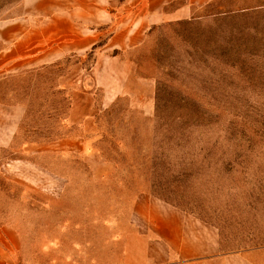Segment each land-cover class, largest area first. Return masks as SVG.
Masks as SVG:
<instances>
[{
	"label": "rangeland",
	"instance_id": "1",
	"mask_svg": "<svg viewBox=\"0 0 264 264\" xmlns=\"http://www.w3.org/2000/svg\"><path fill=\"white\" fill-rule=\"evenodd\" d=\"M149 2L0 0V36L39 28L43 60L0 74L3 137L14 127L0 145V226L23 234L30 264H48L35 247L48 232L108 247L105 221L140 192L215 227L225 251L264 252V4L215 0L139 33ZM72 13L96 43L61 54Z\"/></svg>",
	"mask_w": 264,
	"mask_h": 264
},
{
	"label": "crops",
	"instance_id": "2",
	"mask_svg": "<svg viewBox=\"0 0 264 264\" xmlns=\"http://www.w3.org/2000/svg\"><path fill=\"white\" fill-rule=\"evenodd\" d=\"M33 1L25 0V7L33 5ZM174 1L177 0H150L147 5V7L150 6V10L146 11L143 6L136 11L137 17L141 14L138 20L133 21V25H137V31L143 32L149 27L148 25L154 24L153 19L158 16L182 18L192 16L193 7L205 6L215 0H188V3L169 10L168 6ZM257 1H260L255 4L257 6L264 4L263 0ZM82 9L80 3V10ZM99 10L101 13L96 15L97 19L104 17L105 21L109 19L105 9ZM74 15L72 13L70 18L65 19L71 22V27L64 35L63 43L59 42L55 49L61 54L82 52L96 43L97 29L79 25L76 21H83L84 16L78 14L76 15L78 18H75ZM134 30L136 27L131 26L121 29V31L131 32L130 44H135ZM26 31L21 37L0 36L7 46L0 51V74L11 65L26 62L34 67L43 61L35 52L37 41L34 37L39 34V28L36 29L32 25L31 29ZM116 35L112 40L117 37ZM13 129L12 126L9 129L11 132V135H8L9 140ZM5 131L7 130H0V145H6L9 142L3 137ZM121 222L122 225H120ZM105 223L108 229L110 223L115 224L114 234L108 247L98 246L97 242H89L80 237L77 240L73 239L74 242L70 244H66L65 241L62 243L57 241L56 236H50L49 232L47 246L42 244L41 247V243L37 242L35 247L39 251H47L48 264H264V252L225 251L220 233L215 227L146 192L135 194L130 203L128 215H113ZM22 235L15 229L0 226V264H30L29 251L25 242L21 240ZM58 251L60 253H57Z\"/></svg>",
	"mask_w": 264,
	"mask_h": 264
}]
</instances>
